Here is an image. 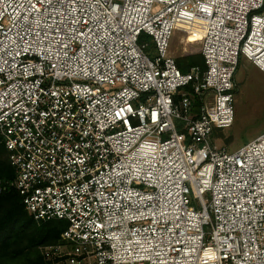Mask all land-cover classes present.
Here are the masks:
<instances>
[{"label": "built area", "instance_id": "2783aa9c", "mask_svg": "<svg viewBox=\"0 0 264 264\" xmlns=\"http://www.w3.org/2000/svg\"><path fill=\"white\" fill-rule=\"evenodd\" d=\"M241 58L264 72V0H0V192L67 221L47 264H264V132L210 141Z\"/></svg>", "mask_w": 264, "mask_h": 264}, {"label": "trees", "instance_id": "16d2710c", "mask_svg": "<svg viewBox=\"0 0 264 264\" xmlns=\"http://www.w3.org/2000/svg\"><path fill=\"white\" fill-rule=\"evenodd\" d=\"M176 62L182 72H188L192 66L206 68L202 54L178 57ZM14 178L15 169L0 135V180L6 182ZM67 225V221L61 219L36 221L15 188L0 192V264H47L41 248L57 243Z\"/></svg>", "mask_w": 264, "mask_h": 264}, {"label": "rangeland", "instance_id": "374dc122", "mask_svg": "<svg viewBox=\"0 0 264 264\" xmlns=\"http://www.w3.org/2000/svg\"><path fill=\"white\" fill-rule=\"evenodd\" d=\"M178 31L172 38L171 50L175 58L201 54L200 35ZM153 53V42L147 38ZM236 96L234 123L229 128L215 129L210 141L218 148L234 151L264 132V72L255 64L241 58L234 75ZM206 200L209 196L206 194Z\"/></svg>", "mask_w": 264, "mask_h": 264}]
</instances>
